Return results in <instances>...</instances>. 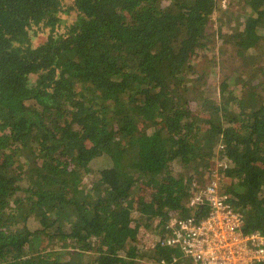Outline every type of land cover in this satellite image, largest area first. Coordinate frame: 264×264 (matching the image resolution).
Returning a JSON list of instances; mask_svg holds the SVG:
<instances>
[{
	"label": "trees",
	"instance_id": "obj_1",
	"mask_svg": "<svg viewBox=\"0 0 264 264\" xmlns=\"http://www.w3.org/2000/svg\"><path fill=\"white\" fill-rule=\"evenodd\" d=\"M221 2L0 0V264H157L140 229L211 179L264 231V0ZM218 10L252 70L205 94Z\"/></svg>",
	"mask_w": 264,
	"mask_h": 264
},
{
	"label": "built area",
	"instance_id": "obj_2",
	"mask_svg": "<svg viewBox=\"0 0 264 264\" xmlns=\"http://www.w3.org/2000/svg\"><path fill=\"white\" fill-rule=\"evenodd\" d=\"M198 188L190 205L206 204L208 212L201 218L189 215L167 221L158 239L173 254L157 264H184L185 258L176 252L180 250L191 255L195 264H264V231L244 230L243 214L216 179Z\"/></svg>",
	"mask_w": 264,
	"mask_h": 264
},
{
	"label": "rangeland",
	"instance_id": "obj_3",
	"mask_svg": "<svg viewBox=\"0 0 264 264\" xmlns=\"http://www.w3.org/2000/svg\"><path fill=\"white\" fill-rule=\"evenodd\" d=\"M227 1L228 0H222V8H228ZM236 16L237 14H234L231 18H229L230 16L225 17V21L229 18L226 22H228L229 25L234 26L235 28H239L242 26V19L239 16ZM221 17L222 13L219 10L214 13V23L212 24V27L210 29V34L213 36L208 38L207 49L205 51H201V54L199 57H197L195 63V83L202 85L203 81H207V87L204 93H207L208 90L211 91L212 87L210 86L213 85V87H217V92L219 94L220 82H222L223 79H226L227 81H229L230 85H232L235 81L236 76L247 77L252 70L251 66L239 68V62L234 59V56L236 55L235 48L227 50L226 47L222 44V40L219 34V24L222 19ZM33 38L35 42L38 40L35 37ZM248 62L252 63L253 60H251L250 58ZM198 93L201 95L200 91H198ZM148 193L149 192H144V194L146 195H148ZM235 209L239 210L237 208ZM159 226H162L161 217L155 219L151 227H142L140 229L139 239L141 240L142 244H144L146 247H152L155 245L161 232ZM176 252L179 256L182 254V256L185 258L184 264H195L193 257L191 255H187L184 250ZM142 264H150V262L144 261Z\"/></svg>",
	"mask_w": 264,
	"mask_h": 264
}]
</instances>
